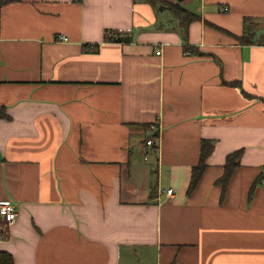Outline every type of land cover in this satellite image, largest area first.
Listing matches in <instances>:
<instances>
[{
	"label": "crops",
	"instance_id": "obj_1",
	"mask_svg": "<svg viewBox=\"0 0 264 264\" xmlns=\"http://www.w3.org/2000/svg\"><path fill=\"white\" fill-rule=\"evenodd\" d=\"M166 1L0 0L15 264H264V0Z\"/></svg>",
	"mask_w": 264,
	"mask_h": 264
},
{
	"label": "trees",
	"instance_id": "obj_2",
	"mask_svg": "<svg viewBox=\"0 0 264 264\" xmlns=\"http://www.w3.org/2000/svg\"><path fill=\"white\" fill-rule=\"evenodd\" d=\"M148 1L151 2L155 6H158L159 4L161 6H164V5L168 6L179 17L181 26L184 29V37L186 40L188 39V26L192 21L200 17L198 14L190 11L189 9H187L185 6L181 5L180 3L168 2L166 0H148ZM239 39L242 42L252 41V39L246 34L239 36ZM2 115L7 116V114L4 112L3 109L0 110V116ZM154 147L157 148V145L155 144ZM213 148H214V143L212 142V140L204 139L202 141L201 155H200L199 162L195 164L192 168V177H191V182H190V186L188 190L189 193L199 183L207 167V158L211 154ZM242 153H243V149L240 148L238 150L230 152L227 155L226 163H225V172L223 176L219 178L218 180L219 183L223 184L224 189L226 188L236 168L239 166L240 157ZM0 228H1V236L3 238H7L9 236V228L1 216H0ZM0 264H15L13 255L9 251L0 250Z\"/></svg>",
	"mask_w": 264,
	"mask_h": 264
},
{
	"label": "built area",
	"instance_id": "obj_3",
	"mask_svg": "<svg viewBox=\"0 0 264 264\" xmlns=\"http://www.w3.org/2000/svg\"><path fill=\"white\" fill-rule=\"evenodd\" d=\"M115 32H110L109 36L114 38ZM60 40H67V37L64 35L59 36ZM157 52H161V48L157 49ZM160 135V126L158 123H152L150 125V136L147 138L146 143L148 146H151L156 143V137ZM166 194L172 196L173 189L168 188ZM0 216L5 221L6 225L13 224L18 217V210L16 204L11 200H3L0 202Z\"/></svg>",
	"mask_w": 264,
	"mask_h": 264
}]
</instances>
